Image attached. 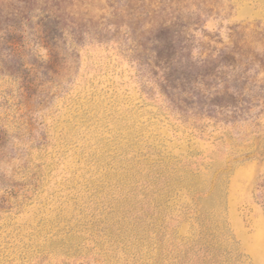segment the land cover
I'll use <instances>...</instances> for the list:
<instances>
[{
  "label": "rangeland",
  "instance_id": "1",
  "mask_svg": "<svg viewBox=\"0 0 264 264\" xmlns=\"http://www.w3.org/2000/svg\"><path fill=\"white\" fill-rule=\"evenodd\" d=\"M0 264H264V0H0Z\"/></svg>",
  "mask_w": 264,
  "mask_h": 264
}]
</instances>
